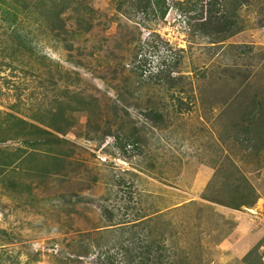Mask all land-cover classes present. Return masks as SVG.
<instances>
[{
  "label": "rangeland",
  "instance_id": "374dc122",
  "mask_svg": "<svg viewBox=\"0 0 264 264\" xmlns=\"http://www.w3.org/2000/svg\"><path fill=\"white\" fill-rule=\"evenodd\" d=\"M224 2L0 0V264L264 261V2Z\"/></svg>",
  "mask_w": 264,
  "mask_h": 264
},
{
  "label": "trees",
  "instance_id": "16d2710c",
  "mask_svg": "<svg viewBox=\"0 0 264 264\" xmlns=\"http://www.w3.org/2000/svg\"><path fill=\"white\" fill-rule=\"evenodd\" d=\"M209 1L212 2V0H209ZM213 1L214 2H218V0H213ZM252 1L253 0H232L231 1V4H230L231 5V11H230L229 8H228V2H229V0H225V2L221 4V5H225V8H224V10L220 11V16L217 17L216 14H214V15L211 14V17H209L206 20V22H204V26H206V25H213V26H215V29L218 30V33H220V34H221V32H227L228 35H227L226 38L230 37L229 34L230 35H234L232 33V30H235L236 27H237V24H238V22H237V20H238V16H237L238 10L242 6H244L246 4H250ZM260 1L261 2H264V0H260ZM29 9H30L29 7H26L25 8V11H27ZM61 14L62 13L55 14L56 19L59 20L58 24L60 25V27L57 26L56 28H54L55 30H64V26H63V23H62V20H61ZM167 68H168V66H167ZM166 71H167V69H165V67H164L162 69V71H160V74L163 75L165 73H168L169 76H167V77H170V76H172V73H174L171 70L170 71H167V72ZM157 76H160V75L157 74ZM257 103L260 104V102H258V101H257ZM254 104H255V102H254ZM262 105L263 104L261 103L260 105H256V107L257 106H262ZM151 114L154 115V116H156V113L154 111H152ZM157 117H160V116L157 115ZM35 128L37 129V127H35ZM37 130L38 131H41V133H43L44 135H49V133L46 132V131H44V130H39V129H37ZM135 144L136 143L134 141L127 140L125 142V145L122 147V149L123 150H126V147L127 146H129V145H132L133 146ZM138 220L139 219H137L136 221H138ZM257 249H258V247L255 250H257ZM86 253H88V252L86 251ZM253 254L256 255L258 253L257 252H252L251 254H249V256H252ZM148 255L150 257V258H148V261L152 262V259H151L152 252H149ZM109 258L110 257H108V259H107L108 260L107 261L108 264H110L111 261H112V259L111 258L109 259ZM139 258H140V254H139ZM253 258L254 259H251V264H264L263 258L259 257L258 255L255 256V257L253 256ZM167 261L169 262V257L167 258ZM141 264H142V262H141Z\"/></svg>",
  "mask_w": 264,
  "mask_h": 264
},
{
  "label": "crops",
  "instance_id": "0c3cea01",
  "mask_svg": "<svg viewBox=\"0 0 264 264\" xmlns=\"http://www.w3.org/2000/svg\"><path fill=\"white\" fill-rule=\"evenodd\" d=\"M255 100H257V99H255ZM258 109L264 111V105L259 106ZM253 176H256V178H257V180H258V183L261 182V181H264V172H263V175L260 173L259 175H256V174H255V175H253ZM256 178H255V180H256ZM256 184H257V183H256ZM256 184L254 183V185H255L254 187L256 188V186H257V188H256V189L258 190L257 192H258V194H260V192H261V191L259 192V185H260V184H258V185H256ZM261 197H262V196H261ZM262 200H263V199H260V201H262ZM263 208H264V207H263ZM250 210L254 211V210H255V207H252ZM250 210H249V211H250ZM251 213H252V212H251ZM249 222H252V220L249 221ZM238 230H239V226H238V229H236V230L233 232V235L229 236V238L227 239V243H228V244H230V245H231V244L234 245L235 243L240 244V241L234 239V236H235V235H238V233H237ZM251 235H252V233H251ZM230 245H229V246H230ZM235 247L239 248L238 245L235 246Z\"/></svg>",
  "mask_w": 264,
  "mask_h": 264
}]
</instances>
